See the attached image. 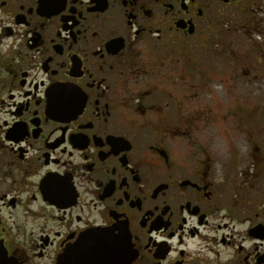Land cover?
Wrapping results in <instances>:
<instances>
[{
    "label": "flooded vegetation",
    "instance_id": "1",
    "mask_svg": "<svg viewBox=\"0 0 264 264\" xmlns=\"http://www.w3.org/2000/svg\"><path fill=\"white\" fill-rule=\"evenodd\" d=\"M67 251L264 264V0H0V264Z\"/></svg>",
    "mask_w": 264,
    "mask_h": 264
},
{
    "label": "water",
    "instance_id": "2",
    "mask_svg": "<svg viewBox=\"0 0 264 264\" xmlns=\"http://www.w3.org/2000/svg\"><path fill=\"white\" fill-rule=\"evenodd\" d=\"M64 259H62L63 264H74L75 262H80L81 264H83L85 262V256H77L76 258H74L69 251H67L65 253V255L63 256Z\"/></svg>",
    "mask_w": 264,
    "mask_h": 264
}]
</instances>
